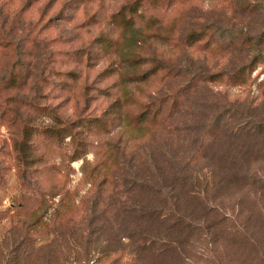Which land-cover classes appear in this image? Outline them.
Segmentation results:
<instances>
[{
	"label": "rangeland",
	"instance_id": "1",
	"mask_svg": "<svg viewBox=\"0 0 264 264\" xmlns=\"http://www.w3.org/2000/svg\"><path fill=\"white\" fill-rule=\"evenodd\" d=\"M262 126L264 0H0V264H264Z\"/></svg>",
	"mask_w": 264,
	"mask_h": 264
},
{
	"label": "trees",
	"instance_id": "2",
	"mask_svg": "<svg viewBox=\"0 0 264 264\" xmlns=\"http://www.w3.org/2000/svg\"><path fill=\"white\" fill-rule=\"evenodd\" d=\"M206 35H207L206 32H202L201 34H198V37H204ZM196 37H197V35L194 32H191L189 35H187V38H188L189 42H192V41L196 40L195 39ZM257 43H258V45L259 44H263V43H259V41H257ZM261 61L262 60L260 59L258 61V63H261ZM253 63L254 62L252 61L249 65H244V66L236 69L227 78L229 80L232 79L236 85H245V84H247L248 81L250 80L251 73H252V71L255 68V65H253ZM221 77H222V74H215V75H212V76H208L205 79L207 81H209V82H215V81H218L219 79H221ZM165 99H172V102H173V105H174V106H172V109L176 112V110L178 109V106L175 105L176 104L177 95L176 94L175 95L170 94V95H165L163 97H160L158 99V101L160 103L159 105L163 104ZM175 112H173V113H175ZM156 116L160 118V110L159 109L156 111ZM159 122H160V120L159 121L156 120L155 129L151 132V137H154V135L156 133V129H157L158 125H159ZM259 132L264 134V127L263 126L259 129Z\"/></svg>",
	"mask_w": 264,
	"mask_h": 264
}]
</instances>
